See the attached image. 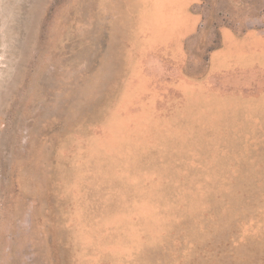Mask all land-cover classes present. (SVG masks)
<instances>
[{"label": "rangeland", "instance_id": "374dc122", "mask_svg": "<svg viewBox=\"0 0 264 264\" xmlns=\"http://www.w3.org/2000/svg\"><path fill=\"white\" fill-rule=\"evenodd\" d=\"M0 264H264V0H0Z\"/></svg>", "mask_w": 264, "mask_h": 264}]
</instances>
